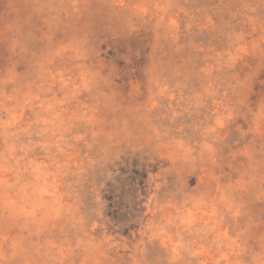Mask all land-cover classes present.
<instances>
[{
    "label": "rangeland",
    "instance_id": "obj_1",
    "mask_svg": "<svg viewBox=\"0 0 264 264\" xmlns=\"http://www.w3.org/2000/svg\"><path fill=\"white\" fill-rule=\"evenodd\" d=\"M0 264H264V0H0Z\"/></svg>",
    "mask_w": 264,
    "mask_h": 264
},
{
    "label": "trees",
    "instance_id": "obj_2",
    "mask_svg": "<svg viewBox=\"0 0 264 264\" xmlns=\"http://www.w3.org/2000/svg\"><path fill=\"white\" fill-rule=\"evenodd\" d=\"M141 176L144 179L146 177V173H143V175H141ZM141 183H143V182H141Z\"/></svg>",
    "mask_w": 264,
    "mask_h": 264
}]
</instances>
